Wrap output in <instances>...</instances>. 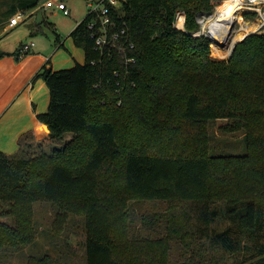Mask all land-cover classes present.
I'll use <instances>...</instances> for the list:
<instances>
[{"label": "trees", "instance_id": "trees-1", "mask_svg": "<svg viewBox=\"0 0 264 264\" xmlns=\"http://www.w3.org/2000/svg\"><path fill=\"white\" fill-rule=\"evenodd\" d=\"M43 1L15 0L9 14ZM119 1L120 40L98 46L88 11L70 33L84 61L54 69L49 59L33 76L50 91L37 117L54 139L72 137L36 155L0 149V215L11 217L0 220V261L33 242L35 203L50 201L62 221L82 215L84 264H264V30L217 58L198 18L229 0ZM217 118L244 132V153L211 151ZM145 200L161 204L136 211ZM27 264L55 262L45 253Z\"/></svg>", "mask_w": 264, "mask_h": 264}, {"label": "crops", "instance_id": "crops-1", "mask_svg": "<svg viewBox=\"0 0 264 264\" xmlns=\"http://www.w3.org/2000/svg\"><path fill=\"white\" fill-rule=\"evenodd\" d=\"M16 4L15 0H0V53L10 52L0 55V149L9 154L29 153V149L46 150V147H49L48 150L57 145V140L37 117L38 112L48 108L49 88L43 78L33 79V76L49 59L54 69L85 59V54L78 58L82 54L79 51L81 48L70 34L72 41L69 39L67 44L59 34L58 39L56 34H46L45 31H39L40 34L34 36L37 33L33 34L31 26L40 21L38 11L50 8L45 6V1L36 8L26 10L21 21L11 25L10 18L21 10L17 8L9 14ZM15 28L18 29L16 41L8 46V41H4L8 36L5 33ZM30 40L35 41L31 51L21 56L12 53Z\"/></svg>", "mask_w": 264, "mask_h": 264}, {"label": "rangeland", "instance_id": "rangeland-1", "mask_svg": "<svg viewBox=\"0 0 264 264\" xmlns=\"http://www.w3.org/2000/svg\"><path fill=\"white\" fill-rule=\"evenodd\" d=\"M100 1L101 0H65L67 6L71 8L70 13L66 14L59 8L50 7L46 11L39 10L37 18L41 22L43 21V19L53 22V28L42 22L44 25L45 33H57L62 36V39H65V44H67V42H69V39L72 41V38L69 36V34L75 27L77 23L76 21H81L82 18H84L88 13L89 8ZM251 11V9L242 11V21L237 20L234 25V29L236 30L247 22L251 24L248 32H241L236 30V35L238 37L237 41L250 32L264 30V25L261 26L262 22L264 21V6L262 10L263 17L259 15L258 11H256V14L254 16L246 15L247 12ZM215 15L217 14L206 13L205 15H202V17L200 18L202 33L205 32L207 34H210L208 31V26L209 23L216 17ZM17 28H15L14 30H9L5 33V35L8 36H4L6 37L4 41H8L6 43L8 44V46H12L14 41H16L15 38H17ZM38 34L40 33H37L34 36H37ZM214 43L215 42H212V46ZM212 46L211 50L214 57L227 58L230 56L231 50L226 51L227 53L224 56L214 55ZM79 51L82 54L81 56L78 55V58H82L84 56L82 48ZM229 123L230 121L227 118H217L209 126L213 145L211 151L215 155H222L224 153L242 154L246 151L244 132L242 130L229 129V127H226ZM70 137H72V133H67L62 140H57V145H62L63 142ZM47 148L49 147H46V150L29 149L30 152L28 151L29 154L27 156L36 155L41 151L51 150H47ZM160 204L161 203L158 202L155 203L154 201L145 200L140 203L134 204V207L138 212L147 213L148 211L156 209L158 206H160ZM3 206L8 209L7 204L3 203ZM162 208L163 207H161V209ZM59 211H63L62 208L60 209L58 205L50 201H41L35 203V214L38 227V232L35 239L33 240V242L22 245L17 249H8L5 252L2 251V253H5L4 255H6V260H1L0 264H27L29 255H43L45 253L52 256V260L55 262V264H84L86 262V239L84 231V220L82 218V215L69 212L67 218L62 221L60 220L61 217ZM0 220L11 222V217L8 215H0ZM141 222L142 221H140V223ZM140 223L138 224L140 225Z\"/></svg>", "mask_w": 264, "mask_h": 264}, {"label": "built area", "instance_id": "built-area-1", "mask_svg": "<svg viewBox=\"0 0 264 264\" xmlns=\"http://www.w3.org/2000/svg\"><path fill=\"white\" fill-rule=\"evenodd\" d=\"M120 3L119 0H101L95 5H92L89 8V11L94 13L95 16L93 17L92 21L89 22V27L93 29V36H95L96 44L100 47L110 44V42L114 39L120 40L124 34L126 33L125 28L121 29H113L115 25V21L110 13L111 6L110 4L118 5ZM94 4V3H93ZM240 4L243 6V10L251 9L252 11H258L259 15L263 17V6L264 0H240ZM46 7L55 6L61 10H63L66 14L70 13V8L67 6L66 2L63 0H46L45 1ZM219 5L216 6V10L213 13H218ZM182 11H178L177 13V23L179 24V18ZM26 15V12L20 10L16 12L10 18V24L15 25L21 21V19ZM202 15H205L204 13ZM202 15L199 16L198 20L201 22L200 18ZM185 16V14H184ZM185 21V18H184ZM264 25V21L262 22L261 26ZM179 26H181L179 24ZM184 28V22L181 26ZM201 31V30H200ZM35 45L34 40H30L28 42L22 43L19 47V56L29 52ZM133 46V44H131ZM122 50H125L123 46H121Z\"/></svg>", "mask_w": 264, "mask_h": 264}, {"label": "bare ground", "instance_id": "bare-ground-1", "mask_svg": "<svg viewBox=\"0 0 264 264\" xmlns=\"http://www.w3.org/2000/svg\"><path fill=\"white\" fill-rule=\"evenodd\" d=\"M242 9L240 0H229L225 5L219 6V11L216 17L209 23L208 31L215 42L212 46L213 54L217 56H224L232 49L233 44L237 41L236 30L241 32H248L250 25L248 22L241 27L234 29L235 23L242 21ZM184 13L180 15L179 24L182 26L184 22ZM257 28V27H256ZM249 34V33H248ZM247 35V34H246ZM221 43H225L227 47L223 48Z\"/></svg>", "mask_w": 264, "mask_h": 264}, {"label": "water", "instance_id": "water-1", "mask_svg": "<svg viewBox=\"0 0 264 264\" xmlns=\"http://www.w3.org/2000/svg\"><path fill=\"white\" fill-rule=\"evenodd\" d=\"M183 12V11H182ZM203 13H201L200 15H202ZM204 14H206V13H204ZM201 33V31H199V32H197L196 34H200ZM209 36H210V38H211V40L213 41V38H212V36L210 35V34H208ZM246 36V35H245ZM244 36V37H245ZM243 37V38H244ZM242 39V38H241ZM240 39V40H241ZM240 40H238V41H240ZM238 41H236L234 44H233V46H232V49H231V52H230V54L232 53V50L234 49V47H235V45H236V43L238 42ZM221 46L224 48V47H227V45L225 44V43H221ZM44 124V126L49 130V128H48V125L46 124V123H43Z\"/></svg>", "mask_w": 264, "mask_h": 264}]
</instances>
